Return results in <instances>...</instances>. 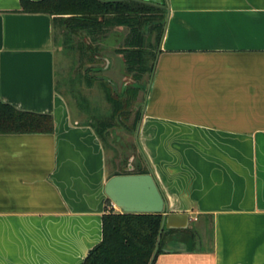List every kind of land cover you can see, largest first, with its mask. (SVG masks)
<instances>
[{"label": "crops", "instance_id": "0c3cea01", "mask_svg": "<svg viewBox=\"0 0 264 264\" xmlns=\"http://www.w3.org/2000/svg\"><path fill=\"white\" fill-rule=\"evenodd\" d=\"M25 1L0 0V100L54 131L0 134V264H83L122 211L105 139L59 87L62 27ZM167 1L138 144L191 228L164 229L154 264H264V0Z\"/></svg>", "mask_w": 264, "mask_h": 264}, {"label": "trees", "instance_id": "16d2710c", "mask_svg": "<svg viewBox=\"0 0 264 264\" xmlns=\"http://www.w3.org/2000/svg\"><path fill=\"white\" fill-rule=\"evenodd\" d=\"M24 8L27 11L54 16L55 22L69 36L90 38L93 45L86 46L81 43L79 48L83 55L87 53L86 49H89L91 62L98 59L96 49L100 47L96 46V43L101 37L113 28L129 30L124 43L125 48L118 49L117 52L123 55L127 71L135 79L131 84L134 87L132 91L128 86L124 88L118 98L113 95L108 96L109 101L115 105L114 116L126 122L132 112L126 110L125 103H128V99L130 103L134 101L139 90L136 82L138 83L140 78L148 74V70L142 67L144 55L146 56L143 49L147 41L145 35L147 32H156L157 48L159 47L167 20V5H152L139 0H42L36 3L25 1ZM92 70L100 71L98 68ZM152 71L153 68L150 73ZM88 84L93 85L91 81H88ZM129 93L130 95L125 97ZM111 117L113 119V115ZM141 118L140 110L136 112L131 127L135 132ZM103 123L109 132L115 128L109 120ZM131 128L127 129L132 131ZM53 131L52 116L22 112L0 100V134L53 133ZM140 160L134 164L135 172L132 174L149 173V168L145 166L142 157ZM126 168L117 175L128 174L125 172ZM162 223L163 214L107 213L103 216V240L89 252L83 264H151ZM161 247L162 242L158 253L162 251Z\"/></svg>", "mask_w": 264, "mask_h": 264}, {"label": "rangeland", "instance_id": "374dc122", "mask_svg": "<svg viewBox=\"0 0 264 264\" xmlns=\"http://www.w3.org/2000/svg\"><path fill=\"white\" fill-rule=\"evenodd\" d=\"M139 1L152 5H168L167 0ZM58 29L56 47L57 78L60 90L71 106L73 115L81 120L90 121L105 139L109 166L113 176L127 167L126 162L132 156H135L133 165L142 157L145 166H147V160L141 151L140 145L136 142L137 129L135 132L131 127L136 112L143 110L147 95L146 88L152 75L150 71L154 68L158 55L156 32H147L145 35L147 41L143 49L146 56L144 55V65L142 67L148 70V74L138 80L143 88L137 94L138 97L137 95L135 96L134 101L130 103L128 99V103H125L126 110H131L132 112V115L126 120V127L131 128L132 131H130L125 127L118 126L122 122V118L117 119V116H114L115 105L108 99L109 95L118 98L121 92L124 91L126 87L125 77H128L127 82H130L127 85L128 89L132 91L134 87L131 84L135 79L128 73L123 55H118L117 52L118 49L125 48L124 43L129 30L127 28H115L101 37L96 43V46L100 47L96 49L98 59L91 62L89 49L87 48V53L83 55L79 48L81 43L86 46L91 45L90 38L76 35L69 36L62 28ZM71 45L73 46L70 47ZM107 59L108 62L106 63ZM93 68H98L100 71H93ZM88 81H91L93 85L89 86ZM129 95L130 93L127 97ZM106 120H109V123L114 125L115 130L112 129L109 132L106 129L103 123ZM110 133H113V140Z\"/></svg>", "mask_w": 264, "mask_h": 264}, {"label": "water", "instance_id": "95a60500", "mask_svg": "<svg viewBox=\"0 0 264 264\" xmlns=\"http://www.w3.org/2000/svg\"><path fill=\"white\" fill-rule=\"evenodd\" d=\"M129 83L130 82L125 83V86L127 87ZM150 90L151 87L150 85H148L142 114L145 112ZM140 123L137 127L136 133L137 143L141 126ZM134 159L135 156H132L130 158L128 166L125 169V172L128 174L116 175L108 180L105 192L107 197L117 208L122 211V213L163 214V223L158 239L157 248L151 261V264H153L159 251V245L164 229L186 230L191 227L189 226V217L187 215H169V207L166 197L163 194L157 178L148 161L146 162L149 168L148 174H132L133 172H135V166L133 165Z\"/></svg>", "mask_w": 264, "mask_h": 264}, {"label": "flooded vegetation", "instance_id": "af4514ba", "mask_svg": "<svg viewBox=\"0 0 264 264\" xmlns=\"http://www.w3.org/2000/svg\"><path fill=\"white\" fill-rule=\"evenodd\" d=\"M113 29H115V28H113ZM117 29V28H116ZM117 49V48H116ZM119 55V54H118ZM127 79H128V77H125V80L126 81H124L125 83L127 82ZM133 83H134V81H133ZM136 85L138 86V88H139V90H138V93L141 91V88H143V86H141V84H139V82L137 83L136 82ZM146 91H147V88H146ZM128 95V94H127ZM127 95L125 96V97H127ZM137 97H138V95H137ZM121 123L120 124H118V126L119 127H125L126 126V122H125V120H123V119H121ZM129 162V161H128Z\"/></svg>", "mask_w": 264, "mask_h": 264}]
</instances>
